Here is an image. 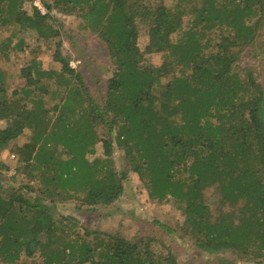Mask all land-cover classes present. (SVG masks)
Wrapping results in <instances>:
<instances>
[{
  "label": "trees",
  "instance_id": "16d2710c",
  "mask_svg": "<svg viewBox=\"0 0 264 264\" xmlns=\"http://www.w3.org/2000/svg\"><path fill=\"white\" fill-rule=\"evenodd\" d=\"M34 1L0 0V58L28 56L16 87L0 67V264H178L151 237L55 215L61 201L79 209L122 194L114 148L151 199L176 204L196 250L264 261V87L239 62L264 27V0H37L43 10ZM54 11L104 44L102 102L62 53ZM46 42L52 59L43 65ZM97 142L102 156L90 158ZM5 154L19 164L8 178ZM211 185L234 212L212 217L202 194Z\"/></svg>",
  "mask_w": 264,
  "mask_h": 264
},
{
  "label": "rangeland",
  "instance_id": "374dc122",
  "mask_svg": "<svg viewBox=\"0 0 264 264\" xmlns=\"http://www.w3.org/2000/svg\"><path fill=\"white\" fill-rule=\"evenodd\" d=\"M150 3H163L170 5L174 0H149ZM40 10L43 7L37 0L33 2ZM57 20L63 26L62 53L69 57V64L79 70L86 81L89 91L99 102L104 97L105 80L110 76L111 67L104 44L92 33L80 29L78 20L73 15L53 12ZM25 36L29 32H23ZM6 32H0V40L4 39ZM138 46L142 50L145 44V36L138 35ZM41 53L39 58L43 65L52 59V42L39 44ZM28 56L15 53L9 54L7 60L0 58V67L6 71L9 87H16L24 82L19 76L20 70L26 65ZM144 59L149 64H157L161 60V53H146ZM242 65L251 67L257 80L264 87V27L260 31L256 42L240 53ZM101 130V128H98ZM95 153L90 155L100 156L102 154V143L94 145ZM102 156V155H101ZM4 160L9 163L6 178L14 175L18 163L12 154L3 155ZM112 161L118 171L124 173V190L122 194L109 204L83 205L77 209L75 201L58 202L55 215L72 216L88 229L101 230L105 232H120L124 236L138 237L147 236L153 238L152 248L155 251L173 249L176 252L178 264H264V261H244L235 258L234 255H209L196 250L193 245L181 234L179 224L182 215L176 204L171 201H158L151 199L147 194V188L143 180L131 171L125 163L121 151L114 148ZM0 176L3 179L2 173ZM26 181V177H22ZM202 194L207 198L212 208V217L216 218L222 214H229L236 209L220 200L215 186H206ZM169 228V229H168ZM24 259V257H21Z\"/></svg>",
  "mask_w": 264,
  "mask_h": 264
}]
</instances>
